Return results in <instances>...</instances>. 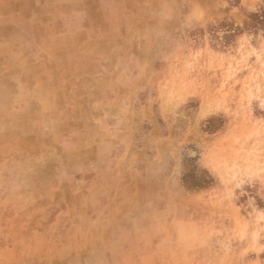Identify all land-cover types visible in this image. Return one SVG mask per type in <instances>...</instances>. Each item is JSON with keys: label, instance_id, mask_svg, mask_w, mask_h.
Listing matches in <instances>:
<instances>
[{"label": "rangeland", "instance_id": "374dc122", "mask_svg": "<svg viewBox=\"0 0 264 264\" xmlns=\"http://www.w3.org/2000/svg\"><path fill=\"white\" fill-rule=\"evenodd\" d=\"M264 0H0V264H264Z\"/></svg>", "mask_w": 264, "mask_h": 264}, {"label": "trees", "instance_id": "16d2710c", "mask_svg": "<svg viewBox=\"0 0 264 264\" xmlns=\"http://www.w3.org/2000/svg\"><path fill=\"white\" fill-rule=\"evenodd\" d=\"M246 25L264 30V6L250 14V22H246Z\"/></svg>", "mask_w": 264, "mask_h": 264}]
</instances>
